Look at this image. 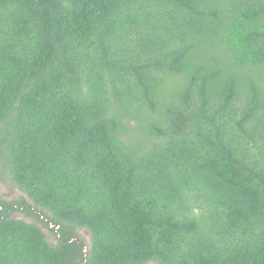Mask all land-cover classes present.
Listing matches in <instances>:
<instances>
[{"label":"trees","instance_id":"trees-1","mask_svg":"<svg viewBox=\"0 0 264 264\" xmlns=\"http://www.w3.org/2000/svg\"><path fill=\"white\" fill-rule=\"evenodd\" d=\"M0 163V264H264V0H0Z\"/></svg>","mask_w":264,"mask_h":264},{"label":"rangeland","instance_id":"rangeland-1","mask_svg":"<svg viewBox=\"0 0 264 264\" xmlns=\"http://www.w3.org/2000/svg\"><path fill=\"white\" fill-rule=\"evenodd\" d=\"M25 196L24 193L15 185L12 180V175L9 169H5L3 164L0 163V199L2 200H15L20 197ZM12 216L16 219H23L24 221L31 223L36 222V220L24 214L23 212H15ZM41 226V225H40ZM50 226V225H49ZM43 233H45L46 238L49 242L55 243L57 237L55 234L50 231L48 227L41 226ZM77 236L81 241L84 242L85 246H89L90 244V235L85 229H79L76 231ZM154 264V263H149Z\"/></svg>","mask_w":264,"mask_h":264}]
</instances>
